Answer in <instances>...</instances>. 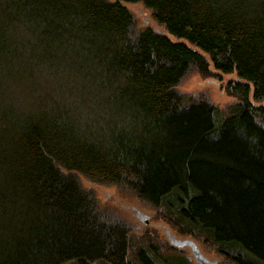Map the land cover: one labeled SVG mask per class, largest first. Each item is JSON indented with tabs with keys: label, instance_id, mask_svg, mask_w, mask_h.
I'll list each match as a JSON object with an SVG mask.
<instances>
[{
	"label": "trees",
	"instance_id": "16d2710c",
	"mask_svg": "<svg viewBox=\"0 0 264 264\" xmlns=\"http://www.w3.org/2000/svg\"><path fill=\"white\" fill-rule=\"evenodd\" d=\"M191 72L234 75L236 102L176 90ZM262 103L264 0H0V264H192L136 240L80 176L264 264Z\"/></svg>",
	"mask_w": 264,
	"mask_h": 264
},
{
	"label": "rangeland",
	"instance_id": "374dc122",
	"mask_svg": "<svg viewBox=\"0 0 264 264\" xmlns=\"http://www.w3.org/2000/svg\"><path fill=\"white\" fill-rule=\"evenodd\" d=\"M129 9L136 18L138 27L141 29L151 27L156 31L164 33L162 27H160L152 17L151 11L146 9L143 5L137 4ZM144 19H146L145 25ZM172 40L174 39L172 38ZM218 74L219 75L203 78L199 73L191 72L178 86H176V90L182 94L194 96L196 99L208 100L219 109H225L228 105L236 102V98L227 90L228 83L233 81L235 76L231 74ZM262 105L264 109V103H262ZM79 181L83 188L93 192L100 206L109 213L110 218L121 221L128 226L130 234L136 238V240L143 239L144 237H151L155 242L160 243V245L172 248L166 241V230L175 238L185 237L179 235L176 230L164 220L163 216L160 215L158 211L153 209L149 204L138 199L131 191L122 190L118 186L113 185L93 184L81 176L79 177ZM135 208L140 212L141 216H147L151 219L150 224L144 225L142 220L137 218V215L133 212ZM188 237L189 240L197 244L199 251L207 259L218 260L221 264H229L228 260L224 259L213 247L205 242L195 240L192 237L190 238V236ZM173 249L178 253H182L192 264H195L193 258H191L189 249Z\"/></svg>",
	"mask_w": 264,
	"mask_h": 264
},
{
	"label": "water",
	"instance_id": "95a60500",
	"mask_svg": "<svg viewBox=\"0 0 264 264\" xmlns=\"http://www.w3.org/2000/svg\"><path fill=\"white\" fill-rule=\"evenodd\" d=\"M144 224L148 222L147 216H140L139 217ZM168 238H170V242L174 244L175 246L182 247V246H188L191 249L192 255L194 256L195 262L199 264H215V262H210L208 259H206L201 252L199 251L198 246L191 240H177L174 238V236H170L167 233Z\"/></svg>",
	"mask_w": 264,
	"mask_h": 264
},
{
	"label": "bare ground",
	"instance_id": "6f19581e",
	"mask_svg": "<svg viewBox=\"0 0 264 264\" xmlns=\"http://www.w3.org/2000/svg\"><path fill=\"white\" fill-rule=\"evenodd\" d=\"M139 11H141V10H139ZM139 13V12H138ZM144 22L146 23V19H144ZM135 214L136 215H140L141 216V214H140V212L139 211H137V212H135ZM149 218V217H148ZM148 221H149V219H148ZM148 223V222H147ZM146 223V224H147ZM167 233L172 237L173 235L172 234H170L167 230H166V238L168 239V241L170 242V238H168V236H167ZM175 238V237H174ZM175 239H177V240H181V239H178V238H175ZM183 240H189V239H183ZM192 241V240H191ZM194 242V241H193ZM171 243V242H170ZM195 243V242H194ZM172 244V243H171ZM173 246H175L174 244H172ZM176 247H178V246H176ZM182 247H187V248H189V250H190V253H191V255H192V252H191V249H190V247H188V246H182ZM179 248H181V247H179ZM202 254V253H201ZM205 257V256H204ZM192 258L194 259V256L192 255ZM206 258V257H205ZM207 259V258H206ZM209 260V259H208ZM194 261H195V259H194ZM210 262H215V264H217V261L216 260H209ZM197 263V262H196ZM197 264H199V263H197Z\"/></svg>",
	"mask_w": 264,
	"mask_h": 264
},
{
	"label": "flooded vegetation",
	"instance_id": "af4514ba",
	"mask_svg": "<svg viewBox=\"0 0 264 264\" xmlns=\"http://www.w3.org/2000/svg\"><path fill=\"white\" fill-rule=\"evenodd\" d=\"M133 212H134V213L137 212V209H134ZM139 217H140V215H137V218H138L139 220H141ZM142 223H143V222H142ZM143 224H144V223H143Z\"/></svg>",
	"mask_w": 264,
	"mask_h": 264
}]
</instances>
